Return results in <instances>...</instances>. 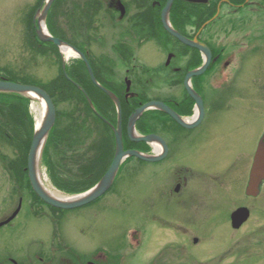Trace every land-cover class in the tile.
I'll return each instance as SVG.
<instances>
[{
  "label": "flooded vegetation",
  "instance_id": "obj_1",
  "mask_svg": "<svg viewBox=\"0 0 264 264\" xmlns=\"http://www.w3.org/2000/svg\"><path fill=\"white\" fill-rule=\"evenodd\" d=\"M88 1V5H102L103 15L85 16L87 36L74 26L72 38L65 35L58 16L75 19L78 27L82 16H75L73 7L58 8L61 0L56 31L87 56L96 80L120 101L121 97L129 102L136 99L140 106L160 101L186 123L152 109L149 133L163 139L168 148L165 157L151 162L153 201L149 204L155 207L145 211L141 205L140 209L146 220L154 222L152 240L147 238L149 222L136 226L132 235L120 237L113 246L82 245L66 235L64 219L75 209L43 201L32 188L21 150L8 142L7 151L0 146V264H132L135 256L134 264H255L256 259L264 264V109H255L254 92L249 93L248 104L249 94L240 92L239 86L245 66L264 59L256 54L264 53V29L255 27L256 17L264 16V0H174L170 24L195 43L184 42L165 28L163 10L168 0ZM144 54L161 55L164 60L151 64ZM204 67L205 71L193 74ZM89 92L99 103L93 110L106 122L105 95L110 96L91 76ZM237 106L249 108L236 112ZM256 115L260 124L247 125ZM232 116L233 124L218 129ZM125 131L123 120L125 150L163 152L160 142L151 145L129 139L137 145L126 148ZM99 138L96 133L85 143L76 141L73 158L102 161L106 148ZM1 141L6 140L0 129V145ZM216 143L220 146L210 148ZM191 149L206 157L214 155L212 167L206 158L190 157ZM130 159L121 164L112 186L96 201L129 181L122 178V170ZM137 159L141 163L136 178L141 182L147 161ZM76 174L93 180L99 176L96 171L85 175L76 170ZM161 200L171 210L166 218ZM31 220L48 221L50 236L33 237ZM166 227L168 241L159 249L165 231L160 229Z\"/></svg>",
  "mask_w": 264,
  "mask_h": 264
},
{
  "label": "rangeland",
  "instance_id": "obj_2",
  "mask_svg": "<svg viewBox=\"0 0 264 264\" xmlns=\"http://www.w3.org/2000/svg\"><path fill=\"white\" fill-rule=\"evenodd\" d=\"M88 0H61L60 8L64 10L65 8H72L74 10L75 16H82L79 27L77 21L68 16H58V23L64 29L67 37L72 38L70 31L73 26L82 31V36L88 34V19L85 16H102V5H88ZM42 4V0H0V69L11 73H16L22 77H28L34 81V83L41 85L46 83L53 78L57 77L60 73V66L62 63V58L59 51H56L52 46H45V50L41 48L33 47L31 45L30 39L32 35L30 33L29 17L37 9L39 4ZM40 4V6H41ZM94 9V11L92 10ZM72 10V11H73ZM100 13V14H99ZM60 14V12H59ZM92 14V15H91ZM257 29H264V16L256 17ZM261 19H263L261 23ZM75 21V22H74ZM95 22V21H94ZM260 23V24H259ZM264 44V41L262 42ZM65 56V61L70 63L77 55L71 50L63 51ZM151 54V53H150ZM150 54H144V59L151 62V64L159 61V59L164 60L161 55L152 56ZM259 56H264L263 52L256 53ZM240 92L249 94L254 92L253 97L255 101V109H264V59L257 58L253 62H250L245 66L244 72L240 75ZM248 98H252V94L247 96V103L249 104ZM74 100L61 102L59 105L60 109L67 114L76 110ZM244 106V105H243ZM242 108H249L237 106V110ZM31 111L34 114L36 123L43 118L45 107L42 101L38 99H33L31 104ZM263 113V112H262ZM258 115V113H256ZM264 114V113H263ZM256 116H250L251 120L247 125H259V118ZM63 116V115H62ZM63 117H66L63 116ZM68 119V118H66ZM64 118V123L67 124ZM235 116L227 117L226 122H220L218 124L219 128L225 129L227 125L233 124L235 121ZM230 120V121H228ZM90 126V132L93 135L97 133V123L93 116L89 117L87 120ZM86 134L85 129H78L75 137L76 139L91 140L90 136L83 137ZM227 142V140H226ZM4 151L7 148H11V145L6 141H1V145ZM216 146H220L219 143L212 145L210 148L214 149ZM209 148V149H210ZM1 150V148H0ZM197 156L203 159L206 158V164L212 167L216 159L214 155L208 154L207 158L205 154L190 150V157ZM141 163L137 158H132L122 170V178L124 180H129L126 183L119 184V190L112 191L108 193L105 197L100 200L91 203L89 205L76 208L68 213L67 217L64 219L63 230L66 235L74 237V239L82 245H100L107 244L108 246H113L119 242V238L122 236L132 235V232L136 230V226L145 225L148 223L149 228V241L152 240L153 230H151L153 221L146 220L145 217L141 215V205L143 208L150 211L152 206H150V200L153 201L152 195V173L154 172L151 162H146L143 164L142 181H137L136 175L138 173V165ZM41 175L45 185L51 190L53 186L49 182L44 168L41 166ZM168 203L161 200L159 202V207L163 209L162 214L164 217H168L171 210L168 208ZM148 213V212H146ZM160 220L159 222H161ZM91 223V224H90ZM31 233L34 236L47 237L50 236L51 224L48 221L43 220L41 223L31 220ZM91 228H89L90 226ZM164 233L160 236V244L158 246L161 249L166 245L168 239L167 227ZM180 236H182L180 234ZM210 241L208 245H210ZM211 257V256H210ZM208 257V258H210ZM137 261L136 256L132 259L131 263L134 264ZM255 264H262L258 259L255 260Z\"/></svg>",
  "mask_w": 264,
  "mask_h": 264
},
{
  "label": "trees",
  "instance_id": "obj_3",
  "mask_svg": "<svg viewBox=\"0 0 264 264\" xmlns=\"http://www.w3.org/2000/svg\"><path fill=\"white\" fill-rule=\"evenodd\" d=\"M59 1L60 0H56L50 10L48 28L53 35L64 38L55 28L56 8ZM40 4L38 6H40ZM34 12L29 17L30 33L32 35L30 39L31 45L37 48L40 47L43 51L45 50V46H52L58 51V48L53 43H44L38 39L33 23ZM66 71L69 78L64 73L61 63L59 75L46 83L41 82V85H39L50 94L57 108V121L49 134L43 152L42 163L50 175L52 184L57 189L68 194H77L94 186L106 172L109 164H111L115 151V133L111 124L116 125L118 113L114 102L106 95L105 99L108 105V113L105 115L106 122L101 116H98L90 106L83 89L90 96L95 107L97 105L99 106V103L89 92L90 76L87 66L82 59H73L67 64ZM0 79L38 85L28 77H22L16 73L10 74L2 69H0ZM78 85L83 89L78 87ZM71 100H74L76 110L63 114L64 111L60 109L59 105L62 101L69 102ZM31 103L32 99L24 95L0 93V129L2 135L7 142L16 145L21 150L25 165H27L28 153L35 130V118L30 108ZM121 103L125 127L131 113L142 103L136 99L129 102L123 97H121ZM62 115H66V117ZM91 116H93L97 123L96 131L97 134L100 135L99 141L106 148V153L102 161H100L101 158L99 161L98 159L89 161L82 158L81 160L84 161L77 162L76 159L73 158L72 145L76 141L85 143L88 140L79 139V137L76 139L77 137H75V135L78 129L86 130V134L83 131V137L85 138L87 135H91L92 131L90 132V126L87 122L88 118ZM64 118H68L66 119L67 124H63ZM137 129L142 134H147L151 131L152 110H148L143 114L137 123ZM125 145L126 148H136L137 145V143H133L129 140L126 131ZM98 157H100V155ZM76 170L85 175L96 171V174L99 176L96 180L82 179L77 176Z\"/></svg>",
  "mask_w": 264,
  "mask_h": 264
},
{
  "label": "water",
  "instance_id": "obj_4",
  "mask_svg": "<svg viewBox=\"0 0 264 264\" xmlns=\"http://www.w3.org/2000/svg\"><path fill=\"white\" fill-rule=\"evenodd\" d=\"M54 1L55 0H45L43 2V5L36 12L35 23L37 26V35L39 39L44 42H52L56 47L59 48L62 54V57H63V68L65 71V74H66V61H65V56L63 55V51L71 50L77 55H79L85 61L93 82L96 83L103 91H105L111 97V99L114 101L117 107L118 123L116 127H113L114 132H115V138H116L115 155H114L113 161L109 169L104 174V176L101 178V180L95 186H93L92 188L84 192L72 194V195L60 192L63 195V197L59 198V197L54 196L51 193L52 190H50L45 185L42 179V175H41V160H42L43 151L46 146L49 134L52 128L54 127L56 123V119H57L56 106L53 102V99L51 98V96L49 95L47 91H45L43 88L39 86L24 84V83H19V82H13V81H7V80H0V93L20 94V95L27 96L31 99H38L42 101V103L44 104L45 112H44L42 120L40 121V123H37L35 127L32 144H31L29 154H28L27 169L29 172L30 181H31L33 190L47 204H50L52 206L59 207L62 209H74V208H79L87 204H90L91 202L103 196L107 192V190L112 186L118 174L120 166L124 162L125 159L129 157H137L147 162H154V161H157L165 157V155L167 154L168 148H167V144L165 143L163 139L159 138L153 133L143 135L137 131V122L142 117V115L145 113V111L154 109V108H159L165 111L166 113L171 114L173 117H175L180 124L186 126V123L177 113H175L172 109H170L163 102L149 101L141 105L140 107H138L130 115L128 119V124H127V134H128L129 139L134 142L142 141V142H146L152 145L155 142H160L163 146V152L160 155H156L153 153L142 152L136 149L125 150L124 140H123L122 105H121L120 99L115 93L106 89L96 80L93 69L87 57L84 55V53H82L79 49H77L75 46L71 45L70 43L51 35L50 32L48 31L47 16H48L49 10L52 7ZM173 1L174 0H168L167 5L163 10V22H164L165 28L170 33L179 37L182 41L187 42V43H195V42H189L188 39L181 36L170 24L169 12L173 4ZM195 45L200 46L201 44L197 43ZM203 71H205V67L201 70L194 71L193 74H199ZM79 87L81 88V86ZM188 88L189 90H191L190 87ZM191 92L193 91L191 90ZM87 99L90 105L94 108V104L88 95H87Z\"/></svg>",
  "mask_w": 264,
  "mask_h": 264
},
{
  "label": "bare ground",
  "instance_id": "obj_5",
  "mask_svg": "<svg viewBox=\"0 0 264 264\" xmlns=\"http://www.w3.org/2000/svg\"><path fill=\"white\" fill-rule=\"evenodd\" d=\"M67 51V50H66ZM42 120V118L38 121V123H40V121ZM51 193L54 195V196H56V197H63V195L60 193V192H58V191H56V190H53L52 189V191H51Z\"/></svg>",
  "mask_w": 264,
  "mask_h": 264
}]
</instances>
